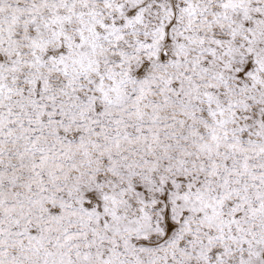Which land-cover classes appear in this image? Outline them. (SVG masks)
Segmentation results:
<instances>
[{
  "label": "snow or ice",
  "instance_id": "snow-or-ice-1",
  "mask_svg": "<svg viewBox=\"0 0 264 264\" xmlns=\"http://www.w3.org/2000/svg\"><path fill=\"white\" fill-rule=\"evenodd\" d=\"M0 264H264V0H0Z\"/></svg>",
  "mask_w": 264,
  "mask_h": 264
}]
</instances>
